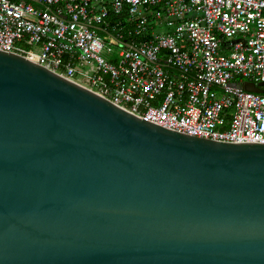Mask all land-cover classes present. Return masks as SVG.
Wrapping results in <instances>:
<instances>
[{
    "label": "water",
    "instance_id": "obj_1",
    "mask_svg": "<svg viewBox=\"0 0 264 264\" xmlns=\"http://www.w3.org/2000/svg\"><path fill=\"white\" fill-rule=\"evenodd\" d=\"M0 264H264V143L168 129L0 50Z\"/></svg>",
    "mask_w": 264,
    "mask_h": 264
},
{
    "label": "built area",
    "instance_id": "obj_2",
    "mask_svg": "<svg viewBox=\"0 0 264 264\" xmlns=\"http://www.w3.org/2000/svg\"><path fill=\"white\" fill-rule=\"evenodd\" d=\"M0 50L168 129L264 143V0H0Z\"/></svg>",
    "mask_w": 264,
    "mask_h": 264
},
{
    "label": "rangeland",
    "instance_id": "obj_3",
    "mask_svg": "<svg viewBox=\"0 0 264 264\" xmlns=\"http://www.w3.org/2000/svg\"><path fill=\"white\" fill-rule=\"evenodd\" d=\"M263 88H264V86H263Z\"/></svg>",
    "mask_w": 264,
    "mask_h": 264
}]
</instances>
